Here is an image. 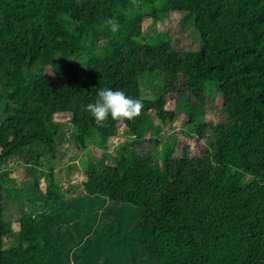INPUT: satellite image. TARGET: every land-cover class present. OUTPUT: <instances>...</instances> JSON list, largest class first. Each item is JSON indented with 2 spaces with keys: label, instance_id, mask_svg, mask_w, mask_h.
<instances>
[{
  "label": "trees",
  "instance_id": "16d2710c",
  "mask_svg": "<svg viewBox=\"0 0 264 264\" xmlns=\"http://www.w3.org/2000/svg\"><path fill=\"white\" fill-rule=\"evenodd\" d=\"M171 12L191 49H174L167 30L144 33L145 19ZM103 87L139 99L140 113L97 123L85 106ZM175 129L203 140L199 152L177 156ZM62 142L87 155L81 187L101 200L91 221L110 204L139 209L146 263L264 264V0H0V264H63L71 250L44 213L68 196L49 169L65 159ZM13 164L32 169L10 177Z\"/></svg>",
  "mask_w": 264,
  "mask_h": 264
},
{
  "label": "rangeland",
  "instance_id": "374dc122",
  "mask_svg": "<svg viewBox=\"0 0 264 264\" xmlns=\"http://www.w3.org/2000/svg\"><path fill=\"white\" fill-rule=\"evenodd\" d=\"M177 18L178 15L171 12L168 17L162 18L163 20L155 26H150L151 20L145 19L142 23L144 33L149 36L167 30L174 49H191L196 40L188 33H180ZM56 67H48L46 73L54 76L55 71L59 70ZM172 89V93L167 98L166 109H171L176 96L173 92L175 88ZM207 101L209 103L208 106L219 104L218 99L207 98ZM218 118L217 115L213 116L210 113L205 115L207 123H215ZM56 121L66 123L68 119L62 115L56 117ZM175 127L176 129L181 128L180 119L176 121ZM122 128V125H118L119 135L114 138L115 144L125 141V137L121 135ZM176 129L174 130L177 135L176 155L181 156L185 150L195 154L198 153L203 145V140L197 142L190 136L185 137L181 132H176ZM163 131L165 137L168 138L170 128L165 126ZM186 131L190 133L189 130ZM64 132L70 135L72 130ZM166 138L165 141L170 143V139ZM61 144L64 145V150L67 151L65 159L54 166L50 165L49 169L55 175L54 182L58 183L63 190H66L68 196L59 204L48 207L44 213L52 215L48 224L50 232L58 231L53 241L62 243L66 237L70 238L68 248L71 250L68 251L66 249V251L62 252V259H65L63 264H148L139 244L134 239L138 233L137 219L139 209L128 204H110L108 207L109 212L102 215L99 225L96 221H91V219H95V214L101 210L99 205L101 200L88 198L81 187L83 175L81 173L80 159H86L87 155L80 150L79 145L73 151L69 145L63 142ZM113 145L109 144V151L113 149ZM155 148L158 149L159 144ZM89 150L94 160L96 162L99 161L101 153L93 147H90ZM46 153L49 154V151ZM18 166L20 165L13 164L9 166L11 169L9 172L10 177L16 176L17 173L18 177H21L20 174L28 175L31 171L30 169H32L28 166ZM211 177V181L215 182L217 172H212ZM41 189L44 190L43 185H41ZM6 217L12 222L13 230L17 231L19 213L12 205L10 207L7 206Z\"/></svg>",
  "mask_w": 264,
  "mask_h": 264
},
{
  "label": "clouds",
  "instance_id": "9594fccd",
  "mask_svg": "<svg viewBox=\"0 0 264 264\" xmlns=\"http://www.w3.org/2000/svg\"><path fill=\"white\" fill-rule=\"evenodd\" d=\"M104 26L112 33H118L121 24L115 17H108ZM142 103L128 95L123 89L103 87L97 92V98L85 106V110L97 123L107 118L131 119L140 113Z\"/></svg>",
  "mask_w": 264,
  "mask_h": 264
}]
</instances>
